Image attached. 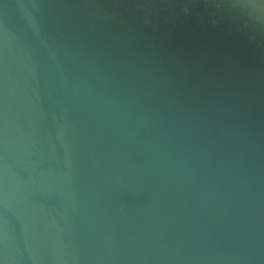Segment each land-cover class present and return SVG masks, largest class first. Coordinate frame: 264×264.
I'll list each match as a JSON object with an SVG mask.
<instances>
[{"label": "water", "instance_id": "obj_1", "mask_svg": "<svg viewBox=\"0 0 264 264\" xmlns=\"http://www.w3.org/2000/svg\"><path fill=\"white\" fill-rule=\"evenodd\" d=\"M0 264H264V0H0Z\"/></svg>", "mask_w": 264, "mask_h": 264}]
</instances>
